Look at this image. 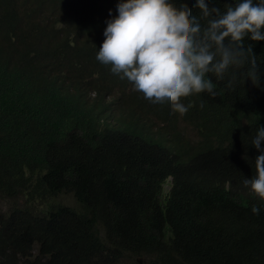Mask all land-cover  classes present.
<instances>
[{"label":"trees","instance_id":"obj_1","mask_svg":"<svg viewBox=\"0 0 264 264\" xmlns=\"http://www.w3.org/2000/svg\"><path fill=\"white\" fill-rule=\"evenodd\" d=\"M118 2L0 0V264H264V199L243 184L264 127V41L245 37L242 63L207 73L216 95L181 98L186 113L150 107L96 59ZM194 4L168 7L206 27Z\"/></svg>","mask_w":264,"mask_h":264},{"label":"clouds","instance_id":"obj_2","mask_svg":"<svg viewBox=\"0 0 264 264\" xmlns=\"http://www.w3.org/2000/svg\"><path fill=\"white\" fill-rule=\"evenodd\" d=\"M168 4L169 0H119L118 14L106 21L96 59L130 81L150 107L184 114L192 102L186 105L181 98L204 91L216 95L207 73L222 78L230 65L242 63L245 37L264 41V0H235L223 12L209 8L207 0H195L201 15L212 17L206 27L185 8L174 11ZM247 50L252 52V46ZM262 141L264 127H258L251 141L259 150L255 175L244 178L243 184L264 199ZM251 210L259 214L261 207L253 205Z\"/></svg>","mask_w":264,"mask_h":264},{"label":"rangeland","instance_id":"obj_3","mask_svg":"<svg viewBox=\"0 0 264 264\" xmlns=\"http://www.w3.org/2000/svg\"><path fill=\"white\" fill-rule=\"evenodd\" d=\"M176 123V128L179 131H183L185 134L183 135L184 139H187L190 143H195L199 136L198 133L185 121H183L182 119H180V117H177L176 120H174ZM173 129L170 126H167V130ZM175 130V129H174ZM166 190L168 189V185L165 186ZM62 202L67 203V204H74V198L71 194H63L60 198H59ZM7 200L4 198L0 197V209H3L5 206V202ZM8 205V203H7Z\"/></svg>","mask_w":264,"mask_h":264}]
</instances>
